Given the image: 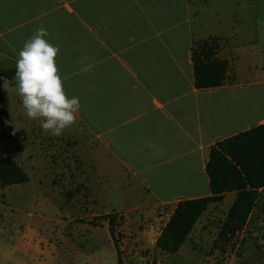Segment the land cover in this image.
Listing matches in <instances>:
<instances>
[{"label": "crops", "instance_id": "0c3cea01", "mask_svg": "<svg viewBox=\"0 0 264 264\" xmlns=\"http://www.w3.org/2000/svg\"><path fill=\"white\" fill-rule=\"evenodd\" d=\"M39 27L60 48L68 96L80 100L72 125L85 138L75 182L95 187L93 201L125 199L113 187L129 178L169 220L179 202L211 196L212 147L264 124V58L249 62L264 54V0H0L1 70L15 68ZM208 39L220 41L216 58L229 70L223 86L201 90L192 50ZM15 86L0 77V106ZM90 154L98 172L89 179ZM236 196L224 202L232 206ZM36 233H17L0 264H59Z\"/></svg>", "mask_w": 264, "mask_h": 264}, {"label": "rangeland", "instance_id": "374dc122", "mask_svg": "<svg viewBox=\"0 0 264 264\" xmlns=\"http://www.w3.org/2000/svg\"><path fill=\"white\" fill-rule=\"evenodd\" d=\"M261 58L264 54L249 62L260 63ZM252 75L257 78L256 71ZM14 89L15 94L6 92L9 98L0 106V158L13 159L29 182L0 188V261L8 258L6 248L12 239L30 228L51 242L59 264H118L109 234L113 227L125 264H264V190L246 227L225 252L212 251L231 208L223 201L209 205L177 255L164 253L154 241L169 211L154 209L129 178L113 187L125 199L114 194L107 202L93 201L95 187L75 182L80 166L78 147L85 136L75 125L60 136L43 131L38 120L26 117ZM91 156L85 168L89 179L98 172ZM27 248L24 240L21 255L25 259Z\"/></svg>", "mask_w": 264, "mask_h": 264}, {"label": "trees", "instance_id": "16d2710c", "mask_svg": "<svg viewBox=\"0 0 264 264\" xmlns=\"http://www.w3.org/2000/svg\"><path fill=\"white\" fill-rule=\"evenodd\" d=\"M218 39L195 44L192 50L197 89L218 88L225 84L229 62L216 58ZM16 68L1 70L0 77L16 83ZM211 196L179 202L163 227L156 246L164 253L177 255L210 204L222 203L225 194L236 193L226 220L214 241L212 251L225 252L233 239L247 225L264 190V124L226 139L212 147L206 166ZM29 182L23 169L11 158H0V188ZM118 264H125L113 227L109 228ZM152 264H158L154 261Z\"/></svg>", "mask_w": 264, "mask_h": 264}, {"label": "clouds", "instance_id": "9594fccd", "mask_svg": "<svg viewBox=\"0 0 264 264\" xmlns=\"http://www.w3.org/2000/svg\"><path fill=\"white\" fill-rule=\"evenodd\" d=\"M48 36L47 29L39 27L25 41L13 79L26 117L38 120L43 131L60 136L75 122L81 104L79 97L68 96L64 88L57 65L60 48Z\"/></svg>", "mask_w": 264, "mask_h": 264}]
</instances>
